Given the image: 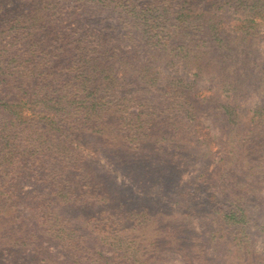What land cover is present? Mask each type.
Returning <instances> with one entry per match:
<instances>
[{"label": "trees", "instance_id": "trees-1", "mask_svg": "<svg viewBox=\"0 0 264 264\" xmlns=\"http://www.w3.org/2000/svg\"><path fill=\"white\" fill-rule=\"evenodd\" d=\"M171 1V7L176 9L177 20L173 24L176 28L166 37L167 45L160 43L153 47V54L178 51L182 67L192 69L193 78L180 81L176 91L170 86L171 90H166L160 83L151 84V87L144 85L153 78L142 75L140 82L137 80L134 84L135 95L130 96L127 85L116 75L115 67L111 64L109 72L102 68L106 54L113 48L115 51L116 45L112 48L104 42L99 47L86 46L78 29L75 31L73 20L55 25L53 22L50 28L42 12L30 9L31 3H18L19 11L25 13H21L25 17L23 22H30L29 28L34 33L22 31L18 25L20 19L12 18L11 35L6 46H0V246L9 252V259L3 258L6 259L4 262L8 261L6 264H83L90 260L87 247L78 244L74 238L83 228L82 223L91 226L88 208L98 204L102 209L96 213L106 214V222L104 227L96 226L102 229L112 248L111 264H156L158 259L162 261L163 252L170 250H178L189 262L199 257L206 246L221 254L223 260L227 255L229 258L233 255L234 264H264V251L254 255L248 249L246 203L239 191H231L223 201L216 202L215 206L222 209L213 227L203 223L199 233L189 235L184 231L191 223L187 221V210H182L184 216L180 221L166 205L157 221L158 216L153 212L151 215L145 206H131L125 200L119 202L118 195L101 186L96 177L85 173L86 158L77 157L82 146L78 141L82 137L106 128L105 131L112 132L109 134L113 137L125 139L120 133V124H124L130 143L117 146L115 155L120 162L125 158L141 172L148 173V158L155 148L153 137L159 139L172 135L168 129L170 125L175 130L189 122L187 119L196 118L200 105L193 87L199 78H205L213 85L212 93L203 99L215 101L217 107H221L217 114L231 124L229 134L235 132L229 137L235 152L232 141H236L247 126L238 130L240 122L234 111L240 108L239 93H242L248 75L258 78L257 83L264 82V61L251 49L248 42L252 34L249 31L238 34L224 29L220 23L222 15L216 10L205 9L220 0H209L201 11L192 8L197 0ZM238 5L244 11L239 20L242 29L245 30L248 23L255 24L264 18V0L239 1ZM169 6L160 5L161 12L156 11L159 7L155 6L149 14L142 13L149 15L145 25L149 19L154 25L162 15L169 16L172 12ZM8 14L0 16V23ZM8 24L10 22L4 20L0 28ZM69 27L74 30L70 31ZM104 37L97 34L95 41L102 42ZM23 40L30 41L27 47H12L13 43ZM174 41L175 46L167 49ZM54 71L59 76L50 77ZM152 89L163 91L164 97L156 95ZM131 105L137 109L130 111ZM23 107L30 109L31 114H24ZM262 109L264 111L261 107L256 112ZM178 110L184 112L183 117L178 118ZM25 162L39 170L41 179L53 183L52 192L61 202H68L66 214L62 217L55 213L53 205L37 204L43 208L39 215L41 220L31 230L24 229L13 218L8 219L13 202L10 188L19 177L11 171L16 164L20 168L19 165ZM95 190L99 192L93 197ZM204 196L210 201L217 198L212 187ZM105 206L109 207L103 211ZM174 210L180 208L174 207ZM47 236H53L56 244L66 251L67 259L49 255L48 247L41 243V239ZM22 247L23 251L30 248L25 257L18 252ZM108 257L99 255L98 259Z\"/></svg>", "mask_w": 264, "mask_h": 264}, {"label": "rangeland", "instance_id": "rangeland-1", "mask_svg": "<svg viewBox=\"0 0 264 264\" xmlns=\"http://www.w3.org/2000/svg\"><path fill=\"white\" fill-rule=\"evenodd\" d=\"M170 1L0 0V16L3 13H9V16L3 17V21L10 22L0 28V33H2L0 46H6L8 37L11 35L12 18L20 19L18 25L22 31L34 33V30L29 28L30 22H23L22 19L25 17L21 13H25L19 11L18 8L19 2L31 3L30 9L42 12L44 19L48 20L50 28L53 27V22L55 25L60 21L73 20L76 26L75 31L78 29L86 46L99 47L100 43L104 45V42L112 48L113 45H116L115 51L113 48L106 54L107 58L104 59L103 66H101L104 72L111 70V64L115 67L116 75L121 78L120 81L127 85L128 96L135 95L134 84L146 75L153 79L144 85L160 83L166 90L170 86L171 88L175 87L177 91L180 81L192 80L193 70L182 67V61L176 50H166L160 55L153 54V47H158L160 43L167 45L166 37L172 35V31L176 28L173 25L177 20L176 9L174 6L171 7ZM208 1L197 0L192 6L193 10L201 11L206 7ZM220 1V3L212 5L211 8L208 6L205 9L216 10L219 15H222L220 23L224 29L238 32V34L249 31L252 34L248 42L251 49L255 50L256 54L260 55V59L264 61V18L260 21L257 20L255 24L248 23L244 30L240 27L241 23L239 22L240 18L244 16V11L238 3L247 0ZM167 4L170 5L171 14L169 16L162 15V19H159L154 25L149 19L146 26L144 22L148 20L149 15L147 14L152 11V8L159 7L156 11L161 12L160 5ZM167 13L170 12L167 11ZM36 25L38 24L36 23ZM69 29L72 31L74 27H69ZM97 34L105 36L102 38V42L95 41ZM158 38L163 40H156ZM172 39L176 40L177 37H172ZM29 43V40H23L16 44L13 43L12 47L21 49L27 47ZM175 44V41L174 44H169L167 49L174 47ZM39 46L41 48L42 45ZM58 67L62 68L60 65ZM63 70L67 72L66 68ZM54 76L59 75L55 71L50 73V77ZM257 81L256 77L246 76V84L242 88V93H239L240 108L234 111L240 122L238 130L247 126L245 130L243 129L240 137L236 141H232L235 152L232 151L229 140V137L235 132L229 134L231 124L222 120L217 114L221 107H217L215 101L203 99L212 93L213 85L205 78H199L193 87V93L200 105L196 118L194 120L187 119L190 124L186 122L182 127L177 126L175 130L174 126L170 125L168 129L172 135L159 139L153 137L152 142L155 148L152 149L148 158L150 164L148 173L141 172L140 169L132 165V162L125 161V158L123 162H120L115 155L117 146L121 143H130V137L126 138L127 129L124 124H120L122 127L120 133L125 139L118 136L113 137L109 134L112 132L105 131L106 128L99 133L89 134V137H82L78 141L82 146L79 147L80 154L77 157L86 158L88 164L87 166L83 164L86 166L85 173L96 177V181H99L101 186L104 185L108 191L118 195L119 202L123 203L125 200L131 206H145L151 215L153 212L158 216L156 217L157 221L160 220L159 216L162 211L166 210V205L171 207L174 217L180 221L184 216L182 210H187L189 215L187 221L190 220L191 223L184 228V231L189 235L199 233L203 223L213 227L222 209L215 206L216 202L223 201L225 195L230 194L231 191H239L245 197L246 203L244 207L249 227L247 236L250 247L248 249L254 255H259L264 251V111L263 109L259 113L256 111H260L261 107H264V87L262 86L264 82L260 80L257 83ZM153 92L164 97L163 91L153 90ZM151 95L153 94L149 96ZM130 109V111H135L137 108L131 105ZM22 110L24 114H31L30 109L26 107H23ZM182 113L184 112L182 111ZM182 113L177 111L178 118L184 116ZM33 118L37 120L38 117ZM99 134L104 136L98 137ZM15 161L19 162V160ZM16 165L11 172H15L19 177L10 188L13 202H11L12 205L8 211L9 220L13 218V221L20 223L24 229H34L35 223L41 220L39 215L43 210L37 204L42 202L49 203L50 206L53 205L55 213H59L61 217L66 214L68 202H61L56 197V194L52 192L53 183L51 181L47 182L46 179H41L39 170L31 167L27 162L21 163L20 168L18 164ZM206 184L216 191L217 198L215 200L210 201L205 198L204 195L208 193L209 188ZM98 192L99 190H95L93 197H96ZM108 207H103V211H106ZM174 207H179L180 210L175 211ZM99 209H102L99 204L90 205L88 210L90 211L91 226L82 223L84 224L83 228H80L74 238V241L87 247V251L91 253L90 260L83 264H111L112 248L106 242L108 239L105 238L102 229L96 226L99 224L104 227L106 222V217H104L106 214L96 213L99 212L97 211ZM47 238H42L41 243L48 247L49 255L67 259L66 251L56 244L53 236H47ZM210 249L206 246L201 254H205L204 256L200 255L189 262L184 260L178 250L165 251L161 255L162 261L158 259L156 264L235 263L236 259L233 258V255L230 258L227 255L223 260L221 254ZM28 251H30L29 247H26L25 251L22 247L18 252L22 257H25ZM8 254L9 252L0 246V264L8 262H4L9 259ZM68 255L71 257L69 253ZM99 255L109 257L98 259Z\"/></svg>", "mask_w": 264, "mask_h": 264}]
</instances>
